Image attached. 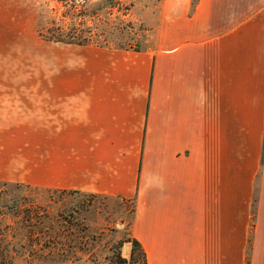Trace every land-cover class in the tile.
Here are the masks:
<instances>
[{"label": "crops", "instance_id": "1", "mask_svg": "<svg viewBox=\"0 0 264 264\" xmlns=\"http://www.w3.org/2000/svg\"><path fill=\"white\" fill-rule=\"evenodd\" d=\"M153 29L0 75V182L132 200L147 264H264V0H160Z\"/></svg>", "mask_w": 264, "mask_h": 264}, {"label": "rangeland", "instance_id": "2", "mask_svg": "<svg viewBox=\"0 0 264 264\" xmlns=\"http://www.w3.org/2000/svg\"><path fill=\"white\" fill-rule=\"evenodd\" d=\"M159 1L68 0L64 6L33 0V24L26 21L27 37L20 38L19 50L7 49L2 40L0 75L43 74L45 59L59 46L39 38L38 29L52 21L64 29L86 27L85 37L94 46L145 49ZM23 9L13 1L9 12L17 17ZM19 23L11 20L2 35L14 40L25 34ZM134 211L132 200L0 182V264H135L130 242Z\"/></svg>", "mask_w": 264, "mask_h": 264}, {"label": "trees", "instance_id": "3", "mask_svg": "<svg viewBox=\"0 0 264 264\" xmlns=\"http://www.w3.org/2000/svg\"><path fill=\"white\" fill-rule=\"evenodd\" d=\"M52 1H55L56 3H61L64 6L68 4V0H52ZM86 32H87L86 27H80L78 25L64 29L62 26L52 21L46 26L40 25L38 29V36L43 41L49 43L69 44V45H79V46L91 45V40L85 37ZM119 49H125V48H119ZM73 193H77V192H73ZM130 242L132 246L131 261H133L135 264H147L145 252L141 244L136 239H132V241ZM122 262L126 264V260H123Z\"/></svg>", "mask_w": 264, "mask_h": 264}]
</instances>
